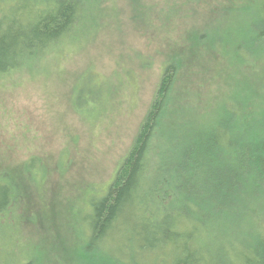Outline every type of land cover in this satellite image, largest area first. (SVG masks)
Returning a JSON list of instances; mask_svg holds the SVG:
<instances>
[{"label": "rangeland", "instance_id": "rangeland-1", "mask_svg": "<svg viewBox=\"0 0 264 264\" xmlns=\"http://www.w3.org/2000/svg\"><path fill=\"white\" fill-rule=\"evenodd\" d=\"M149 1L153 19L142 23L133 0H87L79 27L0 73V181L13 192L0 214V264L131 263L117 252L120 235L90 242L87 214L139 136L166 66L178 67L176 112L246 92L229 79L236 60L238 77L251 78L243 86L264 85V67L239 55L264 53L250 43L252 0L232 8L242 11L237 24L217 23L230 18L225 0Z\"/></svg>", "mask_w": 264, "mask_h": 264}, {"label": "trees", "instance_id": "trees-1", "mask_svg": "<svg viewBox=\"0 0 264 264\" xmlns=\"http://www.w3.org/2000/svg\"><path fill=\"white\" fill-rule=\"evenodd\" d=\"M86 1L0 0V73L79 27L89 12ZM252 1L256 38L250 43L264 49V0ZM133 3L137 19H153V2ZM239 4L245 2L225 0L222 10L230 18L217 23L237 24L242 11L232 8ZM181 12L177 7L172 20ZM239 55L264 67L263 52ZM243 67L236 60L229 72L232 85L247 90L233 101L214 107L205 100L176 112L169 106L178 67L173 61L166 66L132 149L107 193L92 199V244L120 235L117 252L132 258L127 264H264V85L243 86L242 78L251 80L238 77ZM80 87L79 93L90 89L88 81ZM217 90L215 97L223 87ZM12 197L11 185L0 181V214Z\"/></svg>", "mask_w": 264, "mask_h": 264}]
</instances>
